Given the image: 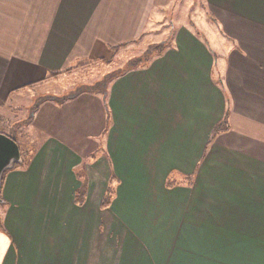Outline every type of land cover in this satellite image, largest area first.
I'll return each mask as SVG.
<instances>
[{
    "label": "crops",
    "instance_id": "crops-1",
    "mask_svg": "<svg viewBox=\"0 0 264 264\" xmlns=\"http://www.w3.org/2000/svg\"><path fill=\"white\" fill-rule=\"evenodd\" d=\"M173 1L0 0V105L38 96L42 134L2 176L0 264H264V0H202L219 51L165 30ZM162 25L103 89L47 91Z\"/></svg>",
    "mask_w": 264,
    "mask_h": 264
},
{
    "label": "rangeland",
    "instance_id": "rangeland-1",
    "mask_svg": "<svg viewBox=\"0 0 264 264\" xmlns=\"http://www.w3.org/2000/svg\"><path fill=\"white\" fill-rule=\"evenodd\" d=\"M202 4V0H174L171 2L162 12L168 22L165 30L167 31L170 25L172 27L179 24L189 25L208 41L211 49L219 51L223 35L216 26L214 15L209 12L207 14ZM158 29L155 34H148L116 47L103 60L81 62L69 68L68 72L54 76L57 81L48 82L46 84L47 91L57 94L64 91V95H69L81 89H103L110 75L112 77L115 73L133 64L144 63L155 54L153 48L156 44L163 41L165 43L166 40L168 42L170 32H163V25ZM60 75L63 77L59 78ZM221 78L220 73L217 74L216 82L219 80L222 82ZM25 99L21 97L19 100H11L5 105H0V133L12 138L23 155L40 143L42 135L31 115L39 98L36 96L34 100L32 99L33 103L30 106H26Z\"/></svg>",
    "mask_w": 264,
    "mask_h": 264
},
{
    "label": "water",
    "instance_id": "water-1",
    "mask_svg": "<svg viewBox=\"0 0 264 264\" xmlns=\"http://www.w3.org/2000/svg\"><path fill=\"white\" fill-rule=\"evenodd\" d=\"M22 163L21 152L17 143L7 135L0 133V186L5 171ZM3 200L0 198V205Z\"/></svg>",
    "mask_w": 264,
    "mask_h": 264
},
{
    "label": "trees",
    "instance_id": "trees-1",
    "mask_svg": "<svg viewBox=\"0 0 264 264\" xmlns=\"http://www.w3.org/2000/svg\"><path fill=\"white\" fill-rule=\"evenodd\" d=\"M122 45H123V44H122ZM117 47H118V46H117ZM163 48H164V42H160L159 44H156L155 47H154L153 49H154V51H155V54H157V53H160V52L162 51ZM152 56H153V55H152ZM152 56H151V57H152ZM151 57H150V58H151ZM150 58H149V59H150ZM149 59H148V60H149ZM148 60H145V62H147ZM145 62H144V63H145ZM139 64H141V63H139ZM142 64H143V63H142ZM136 65H138V64H136ZM136 65L133 64V65H131L130 67H132V66H136ZM68 69H69V68H68ZM68 69L63 70L62 72H56V73L53 74V76H56V75L61 74V73H63V72H68V71H69ZM121 71H122V70H121ZM121 71H120V72H121ZM120 72H118V73H120ZM118 73H115L113 76L117 75ZM105 83H106V82H105ZM90 89H91V88H90ZM93 89H95V88H93ZM226 117H227V109H226V112H225V114H224V118L222 119V121L214 125L210 137H213L215 134H217L218 132L222 131V127H223V125L225 124V121L227 120Z\"/></svg>",
    "mask_w": 264,
    "mask_h": 264
}]
</instances>
